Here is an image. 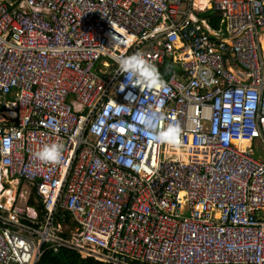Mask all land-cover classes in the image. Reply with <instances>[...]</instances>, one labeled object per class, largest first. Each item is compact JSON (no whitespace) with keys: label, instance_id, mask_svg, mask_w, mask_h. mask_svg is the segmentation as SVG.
I'll return each mask as SVG.
<instances>
[{"label":"built area","instance_id":"built-area-1","mask_svg":"<svg viewBox=\"0 0 264 264\" xmlns=\"http://www.w3.org/2000/svg\"><path fill=\"white\" fill-rule=\"evenodd\" d=\"M134 53L161 87L120 73ZM4 137L0 264H264V0H0Z\"/></svg>","mask_w":264,"mask_h":264},{"label":"clouds","instance_id":"clouds-1","mask_svg":"<svg viewBox=\"0 0 264 264\" xmlns=\"http://www.w3.org/2000/svg\"><path fill=\"white\" fill-rule=\"evenodd\" d=\"M117 45V42L113 45ZM120 73L126 76V79L131 76L134 78L133 84L147 88H157L162 86L159 74L154 65L147 61L140 53L116 57ZM130 95V94H129ZM125 106L117 105V110ZM136 119L140 122L142 132L145 136L150 137L158 143L173 142L179 135L178 129L169 126L160 129L157 126V121L162 119V114L151 109H140ZM155 129V131H154ZM10 147L9 138L4 137L0 141V151H7ZM63 145L59 143L44 144L37 152L35 157L44 162H56L61 158Z\"/></svg>","mask_w":264,"mask_h":264},{"label":"trees","instance_id":"trees-1","mask_svg":"<svg viewBox=\"0 0 264 264\" xmlns=\"http://www.w3.org/2000/svg\"><path fill=\"white\" fill-rule=\"evenodd\" d=\"M216 11H209L207 16L212 28H218L220 18L216 15ZM213 15H216L213 17ZM32 203V201H31ZM37 264H102L94 259H83L79 254L72 250L63 249L58 254L52 251H45Z\"/></svg>","mask_w":264,"mask_h":264},{"label":"bare ground","instance_id":"bare-ground-1","mask_svg":"<svg viewBox=\"0 0 264 264\" xmlns=\"http://www.w3.org/2000/svg\"><path fill=\"white\" fill-rule=\"evenodd\" d=\"M5 113H6L7 115H10V116H13V115H14V113H12L11 111H6ZM242 144H243L245 147H248V148H249V146H250L249 141H243Z\"/></svg>","mask_w":264,"mask_h":264}]
</instances>
